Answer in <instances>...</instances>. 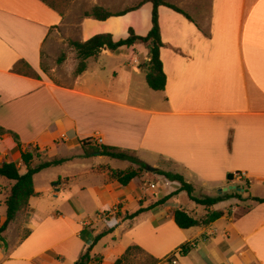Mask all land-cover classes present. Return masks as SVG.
Segmentation results:
<instances>
[{"label": "crops", "instance_id": "crops-1", "mask_svg": "<svg viewBox=\"0 0 264 264\" xmlns=\"http://www.w3.org/2000/svg\"><path fill=\"white\" fill-rule=\"evenodd\" d=\"M151 12L146 3L104 21L83 18L72 40L110 34L119 41L130 28L144 37ZM184 12L189 18L166 7L158 10L166 84L163 91H152L139 69L148 61L141 45L101 51L69 85L58 84L42 64L46 54L65 46L62 35L71 31L66 15L46 0H0V166L14 163L23 174L20 156L26 148H38L49 159H69L63 166L93 162L53 177L44 190L36 181L50 169L34 176L29 214L20 229L9 228L0 238V264H75L104 230L112 231L93 245L89 264H114L130 247L151 264H167L183 248L178 264H264V203L226 198L206 209L186 195L194 206L184 202L183 208L177 203L180 193L151 207L176 183L163 180L152 190L134 179L122 187L108 180V172L125 170L118 164L128 162L81 156L80 141L96 145L100 139V145L135 152L155 170L182 175L194 197L236 191L264 199V0L196 1L184 4ZM71 56L68 52L66 61ZM50 185L54 199L65 194L67 207L43 209L39 199L50 193ZM229 186L238 190L221 192ZM83 201L92 204L89 210ZM0 208L1 226L6 208ZM140 209L147 210L127 219ZM175 210L196 220L212 211L223 215L181 230L173 221ZM91 213L101 224L89 219ZM110 236L111 247L105 242ZM123 236L126 245L115 247Z\"/></svg>", "mask_w": 264, "mask_h": 264}, {"label": "trees", "instance_id": "trees-1", "mask_svg": "<svg viewBox=\"0 0 264 264\" xmlns=\"http://www.w3.org/2000/svg\"><path fill=\"white\" fill-rule=\"evenodd\" d=\"M146 3L152 4L151 12V29L144 37L138 36L132 29L128 30V37L120 39L119 41H113L110 34L95 35L85 42L69 41L67 43L68 52L74 53L75 61L77 62L74 74L78 76L86 70L87 60L95 58L103 47H106L109 52L115 53L120 48L134 47L137 45L143 46L147 51L148 61L142 60L139 64V69L145 75V81L147 86L152 91H163L166 84V76L163 71L162 62L160 59V51L163 47L159 25V13L160 7H166L189 18L181 9L176 6L165 2L164 0H141V2L131 8H127L119 13H111L108 10L101 7H94L91 10V14L85 15V18H91L94 20L104 21L111 17L124 16L130 12L137 11ZM61 58L65 60V56ZM46 69H44L45 71ZM14 139L17 141L15 135ZM92 139H85L80 141L83 158H91L95 155L101 157H107L109 159L117 161H126L131 164V168L125 170H109L108 180L115 181L120 186L125 187L134 179H141L143 172L150 173L162 177L168 183H176L178 187L171 194L161 198L155 202L151 207H157L163 205L171 198L185 193L189 200L195 205L209 209L226 198H236L244 201L245 199H251L258 203H264V199L248 196L243 198L239 193L233 192L224 196L217 197H205L197 198L193 196V187L186 182L184 177L177 173L166 172L162 170H154V172L147 171V165L135 156V152L128 150H121L116 147L92 145ZM21 162L24 166L25 172L20 173L19 168L14 163H3L0 166V205L3 204L6 208L5 221L0 226V238L2 235L13 225L17 215L29 205V200L36 196L34 191L33 178L41 171L59 167L69 161L65 158H47L44 161H39L40 152L38 148H26L21 152ZM231 180V176H228ZM3 183L6 185L2 186ZM150 209V208H147ZM147 209H140L136 213L126 216L127 219H132ZM222 212H208L207 215L199 220L194 219L189 214L182 210H175L172 213L173 221L175 225L181 229L186 230L192 227L200 225H208L213 223L222 217ZM112 230H104L102 233L95 237L93 245H95L102 237L109 234ZM92 246L86 248L75 264H89L92 261L91 250ZM133 247L128 248L124 255L115 260L114 264H123L127 255L131 252ZM184 251V248L182 249ZM184 253V252H183ZM97 261V260H96Z\"/></svg>", "mask_w": 264, "mask_h": 264}, {"label": "rangeland", "instance_id": "rangeland-1", "mask_svg": "<svg viewBox=\"0 0 264 264\" xmlns=\"http://www.w3.org/2000/svg\"><path fill=\"white\" fill-rule=\"evenodd\" d=\"M49 4L54 5V6H58V8L61 9L62 13H64L66 15V19L68 21V24L70 25V34H68L67 32L64 33V42L63 44L65 45L64 47L62 46L61 48L57 47L56 49H54V51H52L49 55L46 54V56L43 58V68L47 70V74L49 76L50 79H52L53 81L57 82L58 84H62V85H69L71 79H73L75 77L74 71L77 65V62H73L75 60V56H71L69 58V60L66 61L61 59L64 58L62 56H65V58H67V53H68V48H67V43L69 41H71L73 38L75 39L77 37V33H78V24L81 21V19L85 18V15L87 14H91V10L94 7H101L104 8L106 10H108L111 13H119L122 12L123 10L127 9V8H131V7H135L137 6L141 0H46ZM165 2L172 4L174 6H176L177 8L181 9L184 12V4L187 5L188 3H192V2H196V1H201L202 3H204L205 5H207L209 3V0H164ZM185 13V12H184ZM131 29V28H130ZM73 63L75 64L73 66ZM53 70V71H52ZM40 159L39 161H44L46 159L45 156V152L40 151ZM76 152H74L73 155ZM77 153H80L77 151ZM82 151H81V155H82ZM83 158V157H82ZM87 159V158H86ZM92 160H84V161H73L72 163H68L66 166H59V167H54V168H48L50 170L44 172L43 174H41L37 181H36V185L38 189L44 190L47 188V184L51 182L53 177H60L62 176L64 173H67L68 175H72L73 173H75L78 168H80V166L82 165H90L92 164ZM127 164V163H126ZM123 164V163H119L118 166L120 168H131L134 166H131L130 163H128L127 165ZM25 170L22 169V172H24ZM44 171V170H43ZM141 184L145 187H147L148 184H153V185H157L159 184L160 186L164 185V179L162 177L156 176V175H151L150 173H146L143 172L141 175ZM56 177V178H57ZM62 180V179H60ZM57 179H55V183H58ZM66 184L70 181L69 179L66 181ZM6 183L2 186H5ZM173 187V188H177L178 185L177 184H170L169 186H167V188ZM55 190L52 185H50V193L49 192H45L44 194H42L43 198L39 199V201L41 203H43V209L44 210H48L50 207L52 208L54 204H60V205H64L66 206V204L68 203H64L63 200H61V198L65 195L62 192L60 193L59 199L56 200L54 199L51 195V192ZM162 190V187L159 188L160 191ZM156 191V190H155ZM156 191V192H157ZM174 190H172V192H174ZM151 193H153L152 191H150ZM171 192V193H172ZM236 192V191H233ZM238 193V192H236ZM199 195V193L197 192V194H195V196ZM177 203L179 205H182V207L184 208V202L188 203L190 206H194L192 203H190L187 199V196L185 193H181L179 196H177ZM38 202L37 200L32 201L33 204H36ZM62 203V204H61ZM82 206L86 207L88 210L89 208H91L92 204L88 201H83ZM29 207V205H28ZM28 207L24 210H22L16 217L13 225H11V229H15L16 226L18 229L21 228V223L24 221L25 216H27L30 212V209H28ZM67 207V206H66ZM3 208H0V211ZM46 210V212H47ZM89 219L95 224L98 221V225L101 224L100 220H97L95 218V214L91 213ZM12 233V231H9ZM27 231L24 230L22 231V233L20 234L21 237H23L25 235ZM7 238L9 239V235L7 236ZM113 237L110 236L106 239L105 242H108L109 246H113V242H112ZM127 243V237L123 236L121 238V240H118V243L115 244V247L119 248V247H124ZM104 243L99 244L96 247L97 251L102 250V247ZM152 261L150 260V258H148V256H146L143 253H140L139 251H137L136 249H132L131 252L127 255V257L125 258L123 264H151Z\"/></svg>", "mask_w": 264, "mask_h": 264}, {"label": "built area", "instance_id": "built-area-1", "mask_svg": "<svg viewBox=\"0 0 264 264\" xmlns=\"http://www.w3.org/2000/svg\"><path fill=\"white\" fill-rule=\"evenodd\" d=\"M95 143H96V145H100L101 144V140L99 139V140H96L95 141ZM149 188L150 189H152V190H154L156 187H155V185H153V184H151V185H149ZM183 250L181 249L180 251H178V256L179 255H182L183 254ZM177 256V257H178ZM176 256H172V257H170L168 260H167V264H178V258H177Z\"/></svg>", "mask_w": 264, "mask_h": 264}, {"label": "water", "instance_id": "water-1", "mask_svg": "<svg viewBox=\"0 0 264 264\" xmlns=\"http://www.w3.org/2000/svg\"><path fill=\"white\" fill-rule=\"evenodd\" d=\"M101 51H103V52H106L107 51V48L106 47H103L102 49H101ZM154 168H152V167H150V166H147V171H149V172H154ZM231 190H238V189H236L235 187H233V186H229L228 188H224L223 190H221V192L223 191V192H227V191H231ZM240 190V189H239Z\"/></svg>", "mask_w": 264, "mask_h": 264}]
</instances>
